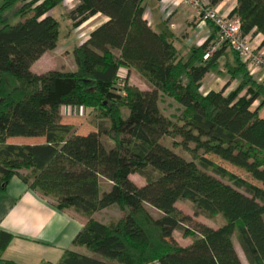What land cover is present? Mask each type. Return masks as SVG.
<instances>
[{"label":"trees","instance_id":"1","mask_svg":"<svg viewBox=\"0 0 264 264\" xmlns=\"http://www.w3.org/2000/svg\"><path fill=\"white\" fill-rule=\"evenodd\" d=\"M64 1L0 0V193L16 175L56 208L86 218L72 244L88 252L65 250L57 264H242L234 234L248 264H264V84L226 42L206 60L212 44L179 57L171 36L144 19V0H78L67 13L73 27L98 13L107 20L74 48L75 70L34 72L32 64L57 46L60 25L51 12ZM229 15L239 18L243 35L262 34L264 44V0H236ZM227 47L239 83L227 94V84L203 94L201 80ZM121 67L134 69L148 88L127 77L118 88ZM164 98L180 108L176 121L160 108ZM64 106L103 119L74 128L63 122ZM166 135L203 154L185 158L160 141ZM205 155L245 169L257 184ZM179 200L224 223L202 226L203 237L193 234L194 244L182 246L174 231L192 233L180 223ZM110 207L124 214L109 222L92 217ZM11 237L0 231V252Z\"/></svg>","mask_w":264,"mask_h":264},{"label":"crops","instance_id":"2","mask_svg":"<svg viewBox=\"0 0 264 264\" xmlns=\"http://www.w3.org/2000/svg\"><path fill=\"white\" fill-rule=\"evenodd\" d=\"M77 4L78 0H65L64 3L57 5L62 7L58 14L69 19L67 13ZM143 4L144 19L156 32L171 36L178 56L184 60L189 57L193 47H199L203 43L211 45L217 40L215 27L210 22L200 21L196 10L183 0H144ZM235 4L236 0H222L211 7L229 15ZM106 20V16L98 13L79 25V27H87V34L83 40L85 41L90 32ZM262 38V34L250 35L251 41L255 44ZM53 51L54 49L45 52L32 64L31 69L37 73L57 69L56 66L43 70L34 68L37 62ZM216 63V67L207 72L201 80L200 91L203 94L210 90H219L225 84L227 86L224 93L227 94L240 81V75L234 74L238 65L237 57L228 47L224 49ZM119 70L124 74L129 72L128 74L139 76L134 69L121 67ZM261 73L258 71L248 75L257 83L264 84ZM136 86L140 89L148 88L142 79ZM262 111L264 113V106ZM92 217L98 220L95 214ZM85 222L86 218L79 212L69 208L64 210L56 208L47 197L30 189L20 177L14 175L7 182L5 191L0 193V231L12 236L0 252V264H57L65 250L78 252L80 247L74 246L72 242Z\"/></svg>","mask_w":264,"mask_h":264},{"label":"rangeland","instance_id":"3","mask_svg":"<svg viewBox=\"0 0 264 264\" xmlns=\"http://www.w3.org/2000/svg\"><path fill=\"white\" fill-rule=\"evenodd\" d=\"M67 1V0H66ZM62 7H55L52 15L57 18L60 21V34L58 38V43L56 48L54 49L53 52H51L50 55H45L39 62L35 64V70H43L47 69L50 66H56L57 69L62 70V71H73L76 69V65L74 62V58L72 55V52L74 48L83 42L84 37L87 34V27L82 26V27H73L71 21H68L69 19L63 18L61 15L58 14V11ZM61 17V18H60ZM18 18H15L13 21H17ZM55 64V65H54ZM129 73V72H128ZM125 74L127 77V81L131 85H138L140 84L141 78L137 76L136 74ZM167 98L161 100L160 102V107L164 114L169 116L173 121L177 120V117L180 114V108L177 106V104L173 101L171 102ZM128 111L127 109L123 108L122 109V114L125 117L127 115ZM61 115L63 117V122L69 124L71 127L74 128H84V126H87V124L91 121L97 122L102 118V114H98L93 112V114H90V111L82 109V108H70V107H62L61 108ZM20 141H26V139H22ZM160 141L165 145L170 147L173 151L176 153L184 156L187 159H193L195 161L198 160V157L203 154L202 150L196 151V152H191L188 149H185L180 145L181 138L179 136H170L166 135L160 138ZM29 143V142H26ZM190 148L193 147V144L189 145ZM208 158L212 159L215 164L220 165L224 167L229 173H233L248 182L257 184L253 178L250 176V174L243 168L236 167L234 165H231L228 162H225L219 158L213 157L212 155H205ZM260 158H264L260 156ZM207 171L212 172V168H208ZM19 173L23 176H28L30 177V170L29 169H21ZM131 179L133 182H135L137 185L142 184L145 182V179L138 175L134 174L131 176ZM224 181H228L227 178L223 179ZM103 188H106L109 186V182L103 180L101 183ZM243 189V188H242ZM48 200L51 201L49 197H47ZM52 202V201H51ZM177 210H178V215H179V220L180 223L187 226L189 230L191 231L192 234L185 235L182 233L181 230H175L173 235L174 238L177 240L179 244L182 246H191L194 244V237L198 236L199 238L203 237V227H217L224 223V219L221 215H215L212 217H206L204 215H195L194 214V205L187 200H179L176 203ZM155 214L156 212L152 210ZM95 214V217L100 220L101 222H109L110 220L120 218L124 213H122L117 207H110L105 210L98 211ZM201 227V228H200ZM195 236H194V235ZM233 241L235 248L240 256V259L242 261V264H248L239 244L237 241L236 234L233 235ZM78 252H83L87 253L88 251L84 249L83 247H80L78 249Z\"/></svg>","mask_w":264,"mask_h":264},{"label":"built area","instance_id":"4","mask_svg":"<svg viewBox=\"0 0 264 264\" xmlns=\"http://www.w3.org/2000/svg\"><path fill=\"white\" fill-rule=\"evenodd\" d=\"M183 2L196 10L200 21L210 22L217 31V40L205 52L203 60L209 58L222 42H226L246 64L249 74L261 71V78L264 79V44H261V41L255 44L249 35L241 33L239 18L220 13L210 6L207 0H183ZM125 77L126 75L119 70L116 79L118 88L124 87Z\"/></svg>","mask_w":264,"mask_h":264}]
</instances>
